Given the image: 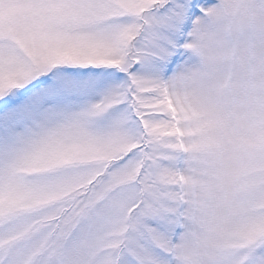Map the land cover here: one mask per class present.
<instances>
[{
	"label": "snow or ice",
	"instance_id": "1",
	"mask_svg": "<svg viewBox=\"0 0 264 264\" xmlns=\"http://www.w3.org/2000/svg\"><path fill=\"white\" fill-rule=\"evenodd\" d=\"M0 264H264V0H0Z\"/></svg>",
	"mask_w": 264,
	"mask_h": 264
}]
</instances>
